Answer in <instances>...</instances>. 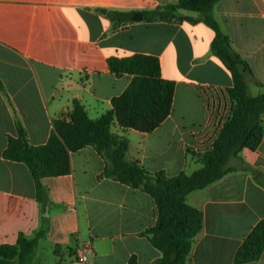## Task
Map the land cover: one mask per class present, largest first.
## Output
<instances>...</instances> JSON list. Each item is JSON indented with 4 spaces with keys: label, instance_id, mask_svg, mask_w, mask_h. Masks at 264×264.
I'll return each mask as SVG.
<instances>
[{
    "label": "crops",
    "instance_id": "1",
    "mask_svg": "<svg viewBox=\"0 0 264 264\" xmlns=\"http://www.w3.org/2000/svg\"><path fill=\"white\" fill-rule=\"evenodd\" d=\"M178 1L0 0V245L33 239L45 226L31 264H77V247L85 241L96 250L92 264H154L162 258L144 235L158 222L155 200L107 178L108 162L94 148L71 153L69 175L43 179L46 205L28 166L3 154L9 137L17 136L16 120L30 145L43 146L56 120H70L74 101L91 119L111 111L134 76L112 73L109 59L145 55L157 58L162 78L175 83L172 112L150 133L117 124L112 131L128 139V160L151 174L172 178L200 169L189 151L212 150L233 78L212 52L215 32L203 16L165 9ZM158 9L169 13L168 20H145L144 12ZM113 12L133 20L119 23ZM213 16L250 70L249 95L264 93V0H219ZM230 166L236 171L187 197L203 224L186 264H236L237 251L264 221V136L256 151L243 150ZM245 264H264V252Z\"/></svg>",
    "mask_w": 264,
    "mask_h": 264
},
{
    "label": "trees",
    "instance_id": "2",
    "mask_svg": "<svg viewBox=\"0 0 264 264\" xmlns=\"http://www.w3.org/2000/svg\"><path fill=\"white\" fill-rule=\"evenodd\" d=\"M219 0H179L165 8L169 12L199 13L214 32L212 52L225 65L233 78L229 117L209 152L190 154L201 164L192 174L181 173L167 177L165 173H149L127 158L128 139L112 131L114 125L124 130L150 133L171 114L175 83L162 78L159 60L152 56L135 55L111 58L110 71L117 76L133 75L125 92L112 100V110L98 119H91L85 107L74 101L70 120H56L46 145H30L27 133L16 120V137H9L3 156L8 161L28 166L35 182L38 200L46 205L48 196L44 178L69 175L72 171L70 155L85 147L94 148L108 162L107 178L135 189H141L155 200L159 218L156 226L145 232L153 247L162 253L154 264H186L196 238L202 230L203 215L187 203L190 193L204 190L226 175L236 171L230 166L240 159L243 150L256 151L264 136V93L250 96L246 83L248 66L233 51L229 38L214 19L213 9ZM148 22L168 20L161 9L144 12ZM112 20L119 23L133 20L132 14L113 12ZM177 20L188 18L177 16ZM189 20V19H188ZM1 90L2 87H0ZM47 221V219H45ZM44 226L33 239L20 236L16 245H0V264H31L40 241L45 238ZM264 252V221L245 239L235 255L236 264L258 260Z\"/></svg>",
    "mask_w": 264,
    "mask_h": 264
},
{
    "label": "built area",
    "instance_id": "3",
    "mask_svg": "<svg viewBox=\"0 0 264 264\" xmlns=\"http://www.w3.org/2000/svg\"><path fill=\"white\" fill-rule=\"evenodd\" d=\"M230 107H231V104H229V109H228L227 114L221 117L219 119V122L215 123L214 125L215 130L218 131L219 134L222 131L229 117ZM212 115L213 114H211V117H213ZM95 257H96V250H95V247L92 241H85V242L79 243L77 250H76V263L77 264H92L94 262Z\"/></svg>",
    "mask_w": 264,
    "mask_h": 264
},
{
    "label": "water",
    "instance_id": "4",
    "mask_svg": "<svg viewBox=\"0 0 264 264\" xmlns=\"http://www.w3.org/2000/svg\"><path fill=\"white\" fill-rule=\"evenodd\" d=\"M142 18H143V14H142V13H137V14H136V18H135V20H136V21H140ZM47 209H48V208H47ZM46 215H48V214H46Z\"/></svg>",
    "mask_w": 264,
    "mask_h": 264
},
{
    "label": "rangeland",
    "instance_id": "5",
    "mask_svg": "<svg viewBox=\"0 0 264 264\" xmlns=\"http://www.w3.org/2000/svg\"><path fill=\"white\" fill-rule=\"evenodd\" d=\"M250 93V95H251V91L249 92ZM189 172V171H188Z\"/></svg>",
    "mask_w": 264,
    "mask_h": 264
}]
</instances>
